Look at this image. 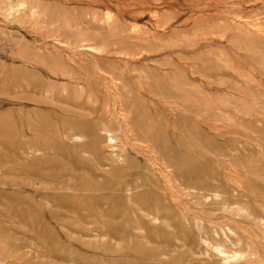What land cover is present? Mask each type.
<instances>
[{"label":"rangeland","instance_id":"obj_1","mask_svg":"<svg viewBox=\"0 0 264 264\" xmlns=\"http://www.w3.org/2000/svg\"><path fill=\"white\" fill-rule=\"evenodd\" d=\"M0 264H264V0H0Z\"/></svg>","mask_w":264,"mask_h":264}]
</instances>
